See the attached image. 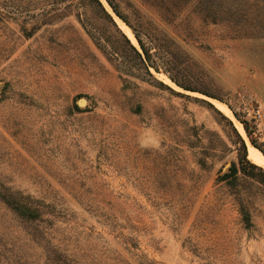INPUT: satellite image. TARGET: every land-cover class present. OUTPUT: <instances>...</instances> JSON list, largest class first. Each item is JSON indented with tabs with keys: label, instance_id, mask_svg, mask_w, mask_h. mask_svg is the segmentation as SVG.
Returning <instances> with one entry per match:
<instances>
[{
	"label": "rangeland",
	"instance_id": "1",
	"mask_svg": "<svg viewBox=\"0 0 264 264\" xmlns=\"http://www.w3.org/2000/svg\"><path fill=\"white\" fill-rule=\"evenodd\" d=\"M101 1L114 22L93 0H0V184L61 203L49 232L81 264H264V4L188 0L169 22L114 0L180 62L160 63L189 66L221 101L148 74ZM233 163L237 178L220 181ZM2 245L44 264L0 202Z\"/></svg>",
	"mask_w": 264,
	"mask_h": 264
},
{
	"label": "trees",
	"instance_id": "2",
	"mask_svg": "<svg viewBox=\"0 0 264 264\" xmlns=\"http://www.w3.org/2000/svg\"><path fill=\"white\" fill-rule=\"evenodd\" d=\"M93 1L103 11V13L112 22H114L110 13H108V11L105 9L102 1L101 0H93ZM106 1L113 9L115 14L119 18H121L132 29L134 34L132 33L131 29L128 26H126L122 21L117 19L119 24H122L127 29L128 32H126L124 29L123 30L132 39V41L135 44H137L138 42L142 52H140V50L135 45H133L129 39L126 38V40L130 45V48L137 55L143 66V69L148 74L151 75L150 68H154L157 72H161V70H163L169 75L170 79L179 87L185 90L199 92L209 97L223 101V99L220 96L213 93V91L210 89L211 86L208 83V80L207 82L205 83L202 82L200 83L201 85H199V81L201 80V78L196 72L192 71V69H189L188 68L189 66H185L182 68L181 71H177L176 73H174L172 71L173 69L170 66L164 65V63H160V61L158 60L164 57V53L169 56L170 58L169 62L171 64L174 63V65H177L179 60L178 57L174 55V53L171 54L165 51V45L163 43V39L158 38L157 35H155L150 31H142L141 29H138L127 19V17H125L121 13L114 0H106ZM221 1L228 2L231 0H221ZM233 1L237 3L239 7L248 6L250 4L252 7L257 8L261 6L260 4H264V0H233ZM143 2L157 9L158 12L161 14V16L164 17L165 20L170 22L178 18V16L181 14V8H183L189 1L188 0H143ZM260 8L263 11L264 8L263 7ZM223 14L228 15L229 12H225ZM249 15L250 13H245L244 16H249ZM208 16L212 17V15L210 14L205 15V17L207 18ZM214 16L212 17V20H216ZM236 32L239 35L243 34V36H250V37H254L257 34L255 31L246 30V29H239L236 30ZM205 79H209V77L206 76ZM168 88L174 91L170 87ZM178 94H182V93H178ZM233 113L235 117L243 124L244 129L248 137L250 138L252 144L257 147L258 146L257 142L252 136V133L254 131L250 128L248 121L242 119L241 116L236 111L233 110ZM224 118L228 120L229 124L232 127L233 132L236 134V136L239 139L240 151L242 152V159L246 161V163L251 167L258 168L253 163H250V161H248L247 159L248 148L245 139L239 133L234 123L229 118L227 117ZM249 158L253 161L250 150H249ZM239 171H240V167H238L236 163H233L232 166L230 167V172L222 175L220 177V181L230 182V180L236 179ZM243 172L246 174L244 169ZM0 202L13 215L15 221H17L18 224L24 228L27 235L30 237V241L33 244L39 246L43 250L44 264H81L79 261L75 259L74 255L70 253V251H68L65 248H62L60 244L55 243V241H53L54 238L51 237V233L49 232L50 229L53 227V224H55L58 218L62 216L64 207L61 203H59L56 200L32 198L29 195H24L22 191H19L14 187L8 186L3 183L0 184ZM98 203L111 206V203L109 201L103 200V201H98ZM112 218H114L113 215L108 216L106 219L110 221V219ZM245 220L247 221V223L250 221L249 217L246 216H245ZM1 248L2 251L0 253V256L4 261L2 263L0 262V264H30L26 262L22 257L14 254L11 248L6 249L7 247L5 245H2ZM9 252H11L10 256H8Z\"/></svg>",
	"mask_w": 264,
	"mask_h": 264
},
{
	"label": "built area",
	"instance_id": "3",
	"mask_svg": "<svg viewBox=\"0 0 264 264\" xmlns=\"http://www.w3.org/2000/svg\"><path fill=\"white\" fill-rule=\"evenodd\" d=\"M255 115H256L257 117H261L262 113H261V111H260L259 109H257V110L255 111Z\"/></svg>",
	"mask_w": 264,
	"mask_h": 264
},
{
	"label": "bare ground",
	"instance_id": "4",
	"mask_svg": "<svg viewBox=\"0 0 264 264\" xmlns=\"http://www.w3.org/2000/svg\"><path fill=\"white\" fill-rule=\"evenodd\" d=\"M219 105V104H218ZM261 162V161H260ZM262 163V162H261Z\"/></svg>",
	"mask_w": 264,
	"mask_h": 264
}]
</instances>
